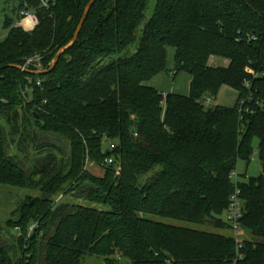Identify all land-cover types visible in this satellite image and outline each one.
<instances>
[{
    "label": "trees",
    "instance_id": "trees-1",
    "mask_svg": "<svg viewBox=\"0 0 264 264\" xmlns=\"http://www.w3.org/2000/svg\"><path fill=\"white\" fill-rule=\"evenodd\" d=\"M88 2H21L13 14L34 11V29L4 20L0 188L26 194L0 225V264H264V77L245 72L264 69V0H96L53 70L35 74L70 44ZM34 57L39 70H20ZM162 73L186 74L187 95L148 85ZM223 86L235 104H206ZM249 94L254 113L240 121ZM254 144L260 175L238 184L252 240L238 243L222 217Z\"/></svg>",
    "mask_w": 264,
    "mask_h": 264
},
{
    "label": "rangeland",
    "instance_id": "rangeland-1",
    "mask_svg": "<svg viewBox=\"0 0 264 264\" xmlns=\"http://www.w3.org/2000/svg\"><path fill=\"white\" fill-rule=\"evenodd\" d=\"M26 0H0V41H3L8 33V30H6L3 26L4 20L7 18L12 23L11 26H15L16 23V16L13 14V11L18 8L21 2H25ZM218 61L217 67H223L222 65L226 64L225 61L220 59H215ZM214 61V62H216ZM212 65V64H211ZM173 66V50L168 49L167 50V60H166V67L168 70H171ZM154 82L156 84L154 85ZM188 76L184 73H180L177 75V77L172 80V77L169 73H162L155 79L151 80L148 85H151L152 87H155L159 91H165L166 93H174L179 95H187L188 92ZM213 100H209V104L216 105L213 103ZM210 105V106H211ZM85 170L92 174L95 177H101L103 176V169L96 166L93 163L86 162ZM236 172L239 176H245L243 178V182L247 181L248 179L257 178L260 175V165H259V154L257 151V145L254 144L253 146V154L249 161V164L247 165L244 161L239 160L237 162V168ZM26 194V192L22 191H15L14 189H2L0 188V225H3L6 219L9 217V215L14 211L15 206L17 205V198H21ZM29 198L38 196L36 192H30L28 193ZM69 200V197L66 196L65 198L59 197L55 199V203H61L66 202ZM224 219V215L222 217ZM156 221L166 223L169 225H175L180 227H188L187 224L182 222H175L168 219H159L156 218ZM209 231V230H208ZM213 231V230H210ZM214 232V231H213ZM219 234L229 235L230 233L227 231L218 232ZM247 238L249 240H252V238L246 234H241L238 236V239ZM88 263L85 264H96L92 261H87ZM121 264H129L126 261H123Z\"/></svg>",
    "mask_w": 264,
    "mask_h": 264
},
{
    "label": "built area",
    "instance_id": "built-area-1",
    "mask_svg": "<svg viewBox=\"0 0 264 264\" xmlns=\"http://www.w3.org/2000/svg\"><path fill=\"white\" fill-rule=\"evenodd\" d=\"M36 1H37L38 6L44 10H50L54 6V0H36ZM38 25H39V19L36 13L27 8H24L18 12L14 27H19V28L27 27L30 29H34ZM28 66H33L35 69L39 70L41 68L39 58L34 57V58L27 60L25 62V65L21 68V70L22 71L25 70V68H27ZM245 72L252 77L251 79L252 81L259 77H264V69L262 70L260 75H258L253 70L248 69V68L246 69ZM251 85H252L251 81L249 80L244 81V87L246 89L249 90L251 88ZM251 100L254 101L252 99V95L249 94L246 101L245 100L240 101L239 103L240 107L238 109V113L240 114L239 116L240 121H243L245 116H249L254 113L253 109H250L246 105L247 102H251ZM205 103L209 104V100H206ZM254 105H255V108H257L258 110L264 111V98L255 100ZM113 149H114V146L110 145L109 151ZM105 163L107 165H112L113 164L112 157L106 159ZM230 180L233 185V193L229 198V205H228V209L224 216V221L230 227V231L233 237L235 238V241L239 243L240 239H238V236L242 234L241 227H240V220L243 216V210H242L243 203L240 197V189H239L238 184L240 183L242 179L240 178V176L237 174L235 170L234 172L231 173ZM237 248L239 249L240 246L238 245Z\"/></svg>",
    "mask_w": 264,
    "mask_h": 264
},
{
    "label": "crops",
    "instance_id": "crops-1",
    "mask_svg": "<svg viewBox=\"0 0 264 264\" xmlns=\"http://www.w3.org/2000/svg\"><path fill=\"white\" fill-rule=\"evenodd\" d=\"M214 61H216V60L212 59L210 61V65L212 64L213 67L219 66L218 65L219 62L218 61L214 62ZM222 66L226 67L227 63L222 65ZM155 84H156V82H154V85ZM160 92H163L164 94H166L165 91H160ZM236 98H237V94H236V92L234 90L223 86V87L220 88V90L218 92V95L216 97V100H214V104H216L217 106H220V107L230 108V107H232L235 104ZM224 216H225V214H224Z\"/></svg>",
    "mask_w": 264,
    "mask_h": 264
},
{
    "label": "water",
    "instance_id": "water-1",
    "mask_svg": "<svg viewBox=\"0 0 264 264\" xmlns=\"http://www.w3.org/2000/svg\"><path fill=\"white\" fill-rule=\"evenodd\" d=\"M96 2V0H89V2L87 3L86 7H85V10H84V14L75 30V33L73 35V38L70 42V44L64 48H62L56 55L55 57L53 58V61H52V64H51V67L48 71H41V72H36L35 74H38V75H42V74H46L47 72L53 70V68L55 67V65L57 64L58 62V59L60 57V55L72 44H74L78 38V35L83 27V24H84V21H85V16L88 12V10L92 7V5ZM21 70V69H20Z\"/></svg>",
    "mask_w": 264,
    "mask_h": 264
}]
</instances>
